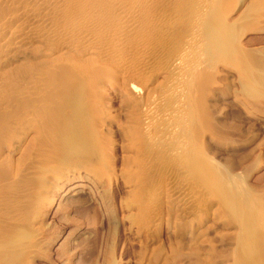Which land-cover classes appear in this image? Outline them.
Listing matches in <instances>:
<instances>
[{"label":"bare ground","instance_id":"1","mask_svg":"<svg viewBox=\"0 0 264 264\" xmlns=\"http://www.w3.org/2000/svg\"><path fill=\"white\" fill-rule=\"evenodd\" d=\"M239 1L0 0V264H26L37 219L62 197L90 204L112 182L139 228L192 247L204 203H186L185 176L234 224L231 264H264V204L204 155L218 75L234 72L242 105L264 97L231 18ZM260 10L251 0L244 18Z\"/></svg>","mask_w":264,"mask_h":264},{"label":"rangeland","instance_id":"2","mask_svg":"<svg viewBox=\"0 0 264 264\" xmlns=\"http://www.w3.org/2000/svg\"><path fill=\"white\" fill-rule=\"evenodd\" d=\"M250 2L242 0L234 3L231 18L241 20L240 24H243L241 29L246 32L242 43L252 53L253 70L264 90V10L257 13L260 18L257 15V19L255 16L249 17L253 18L250 20L244 18ZM216 81L218 85L212 86L206 101L209 123H206L208 118L206 124L203 123V135L205 142H208L204 155L224 173L236 176L247 192L264 204V97L242 105L240 100L243 98L236 85L233 86L236 83L234 72L224 71ZM207 124L212 125L209 128ZM173 174L167 176L171 183L178 178ZM186 178L180 188L181 191L186 190V196L191 198L186 203H204L201 205V210L204 208L201 212L204 236L192 247L186 246L166 227L160 232L139 228L130 213L123 206L120 209L119 199L125 196L124 189L112 182L103 189L106 192L92 187V194H95V190H101V196L97 192L93 203L89 201L90 204H86V195L72 196L71 193L62 197L48 214L40 216L36 221L38 230L34 232L32 242L35 241L31 243L33 246L28 251L26 264H231L230 254L235 248L234 224H230L226 220L228 218L212 216L207 208L210 201L206 190L191 180L188 182L189 176L188 180ZM154 181L156 184L153 186H158L160 179L155 178ZM102 198L109 199L106 208L100 205ZM74 199H81L85 203L74 205ZM199 199H204V202ZM91 206H98L97 214ZM197 255L206 262L198 263Z\"/></svg>","mask_w":264,"mask_h":264}]
</instances>
